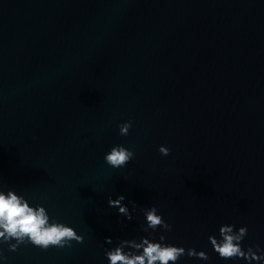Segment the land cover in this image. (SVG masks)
<instances>
[{
  "label": "water",
  "instance_id": "1",
  "mask_svg": "<svg viewBox=\"0 0 264 264\" xmlns=\"http://www.w3.org/2000/svg\"><path fill=\"white\" fill-rule=\"evenodd\" d=\"M0 190L83 237L0 242V264H109L142 237L249 264L214 251L222 225L264 255V0H0ZM151 207L171 231L144 230Z\"/></svg>",
  "mask_w": 264,
  "mask_h": 264
},
{
  "label": "clouds",
  "instance_id": "2",
  "mask_svg": "<svg viewBox=\"0 0 264 264\" xmlns=\"http://www.w3.org/2000/svg\"><path fill=\"white\" fill-rule=\"evenodd\" d=\"M131 121L119 125L120 135L126 136L129 133ZM159 152L167 156L170 150L161 146ZM134 153L124 146H114L105 154V162L113 168L126 166L133 158ZM125 200L123 195L116 199L109 198L110 207L117 208L120 215L128 220L132 219L128 207L122 203ZM147 227L155 231L158 227L171 231L172 226L166 223L161 215L157 214L156 207H151L145 211ZM234 225H222L219 229L221 239L209 236V241L214 251L221 259H240L249 261L264 260V255H257L251 247L247 251L241 247V241L247 235V226L240 227L234 231ZM15 240L12 244L10 241ZM107 243L112 242L111 237L105 238ZM165 237L160 236V241ZM83 242V237L78 235L74 228L52 220L43 206H30L29 202L15 191L9 190L7 193L0 190V242L9 243V250L16 251L20 244L31 243L43 250L49 247L64 248L70 247L71 242ZM125 247L135 251H125ZM259 251V248L257 249ZM207 260L208 255L204 251L197 252L194 248L185 250L184 247H177L172 244L154 242L148 238H141L138 243L135 240H123L119 246L106 251L105 255L109 264H176L184 255ZM0 258H3L0 256Z\"/></svg>",
  "mask_w": 264,
  "mask_h": 264
}]
</instances>
